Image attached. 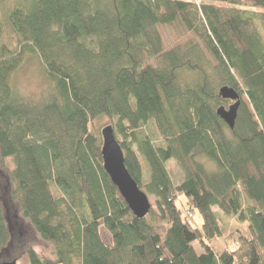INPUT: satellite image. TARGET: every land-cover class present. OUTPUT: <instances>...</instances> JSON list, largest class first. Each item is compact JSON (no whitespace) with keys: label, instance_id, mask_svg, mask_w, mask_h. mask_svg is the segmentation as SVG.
<instances>
[{"label":"trees","instance_id":"16d2710c","mask_svg":"<svg viewBox=\"0 0 264 264\" xmlns=\"http://www.w3.org/2000/svg\"><path fill=\"white\" fill-rule=\"evenodd\" d=\"M32 60L43 86L22 95ZM108 125L143 218L103 168ZM0 182V249L12 206L51 246L29 264H264V0H0Z\"/></svg>","mask_w":264,"mask_h":264},{"label":"rangeland","instance_id":"374dc122","mask_svg":"<svg viewBox=\"0 0 264 264\" xmlns=\"http://www.w3.org/2000/svg\"><path fill=\"white\" fill-rule=\"evenodd\" d=\"M162 37L163 41L165 42V46L167 47L166 49H170L174 47L175 44L177 45L178 43H180V41L177 40L179 39V37H177L174 30H171L169 28H165L162 30ZM182 38H185L186 40L187 37H182L181 35V39ZM185 40H181V44L184 43ZM36 67L37 65L34 60H32L31 62L23 63L18 72L16 73V76L14 75V86L20 94L36 96L41 91L43 82L40 79V76L37 71L38 69ZM243 100L246 101V98L243 97ZM141 159L142 158H140V161ZM165 166L174 183H179L182 180V177L177 169L176 164L174 163V160H168L165 163ZM1 184L2 183L0 182V186ZM17 213L18 212L15 206H12L11 208L6 209L5 211V218L8 222V225L10 226L13 238L11 241V246L14 248L9 246L6 249H0V262H10L15 260L16 264H29L27 257V249L30 246H36L38 248L37 254L40 258L50 257V244L43 242L42 240L37 238L33 229L27 224V222L20 219ZM191 223L194 226L200 228L201 217L198 212H194L193 218L191 219ZM99 234L105 244L110 243V237L106 230L100 228ZM18 238H20L21 240ZM15 241H17V244H14ZM217 244L219 245L221 244V242L219 241L217 242ZM194 247L198 252L203 251L201 244H199L198 242L194 243ZM215 250L216 252H219L221 250V245ZM93 264L95 263L93 262Z\"/></svg>","mask_w":264,"mask_h":264},{"label":"water","instance_id":"95a60500","mask_svg":"<svg viewBox=\"0 0 264 264\" xmlns=\"http://www.w3.org/2000/svg\"><path fill=\"white\" fill-rule=\"evenodd\" d=\"M219 96L232 103L227 108L220 106L216 110V114L229 128H233L239 106L238 94L234 89L223 86L219 89ZM100 134L102 138L101 156L105 172L134 216L143 218L150 209L149 199L129 175L124 165L122 149L114 137L112 127L110 125L103 127ZM0 264H16V262L13 260L0 262Z\"/></svg>","mask_w":264,"mask_h":264},{"label":"flooded vegetation","instance_id":"af4514ba","mask_svg":"<svg viewBox=\"0 0 264 264\" xmlns=\"http://www.w3.org/2000/svg\"><path fill=\"white\" fill-rule=\"evenodd\" d=\"M229 103V102H228ZM230 105V104H229Z\"/></svg>","mask_w":264,"mask_h":264}]
</instances>
